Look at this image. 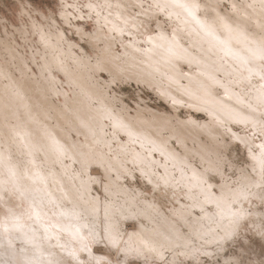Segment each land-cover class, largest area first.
I'll use <instances>...</instances> for the list:
<instances>
[{"label":"bare ground","instance_id":"obj_1","mask_svg":"<svg viewBox=\"0 0 264 264\" xmlns=\"http://www.w3.org/2000/svg\"><path fill=\"white\" fill-rule=\"evenodd\" d=\"M182 2L201 5V8L196 11V17L200 23H197V20L192 17H188L181 10L182 14L178 21H169L172 26V36H169L165 31L168 39L157 41L158 47L144 54L135 53V58H142V62L135 63L132 57H126L125 63L114 59L115 56L112 53L104 51L110 42L103 38L102 33H97L95 37V41L103 42L100 56L95 63L78 57L74 58L71 51H66L60 46V35L51 33L49 36L40 35V39L43 40L42 44L45 45V48H49L48 57H43V65L40 69L42 81L30 79L24 65L22 66L19 62L18 69L22 73L19 77L0 64V150H10L14 161L27 162L36 158V163L39 165L40 160L46 159L58 174L62 173L63 166H67L71 171L69 163L67 162L68 165L65 163V158L68 159V157L71 162H77L79 166L77 173L81 171L82 160L89 162L88 168L96 164L101 166L108 179L105 187L109 188L107 194L110 199L108 202L103 200V215L105 216V204L115 200L112 192H120L119 205L107 209L110 223L121 233L122 217L136 215L145 218L147 224L140 222V227L128 236H122L124 241L121 240V242L122 244L128 242L131 248L139 249L142 256L149 258L155 255L144 250L142 241H147L150 246L157 248L162 254V248L165 246H187L189 244L192 238L182 232V224L189 229L192 236H198L207 243H214L218 240L224 242L242 232V227H245L244 231L248 229L260 235L264 233V229L259 224H254L253 221H250L252 230L247 228L248 224L244 222V219L249 215L238 223H230V212L224 205H221L220 208L212 205L213 210L207 209L209 213H219L215 217V222H212L201 211L200 215L196 216L190 209L184 210L188 205L191 206L192 201L186 196L187 189L177 185L181 170L188 177H191L194 171L203 174L207 170L208 175L209 172L219 174L217 165L223 163L220 154L226 146L218 141L217 136L223 135V133L228 134L227 131L233 132L231 124L235 123L224 119L229 114V109L235 111H243V109L235 100L229 102L223 96H219L225 101L223 108L212 100L201 103L196 99H190L185 95V86L191 84L193 87H199L200 83L206 80V76L200 75L201 72L216 68L224 64L225 61L231 62L232 58L226 56L224 51L216 47L219 41H223L233 53L244 56L249 54V49L264 43V10L261 9V0H243L241 5H253V7L244 8L242 12H237L235 17L224 12L208 13L204 8L206 3L202 4L199 0H182ZM220 16H225L226 19L222 21ZM225 24L230 27L231 31L225 28ZM201 25H203V29ZM209 31L213 33L212 36L206 34ZM146 46L151 47V45ZM9 53L13 57V52L9 51ZM69 59H72V65L67 61ZM182 64L190 67L186 74L181 71ZM193 68H195L194 71H192ZM53 69L62 72L66 82L74 89L73 98L65 99L62 104H57L52 99V96L57 95L59 90L55 87ZM100 70L107 71L115 79H122V77L139 79L155 87L162 97H172L176 102L189 101L204 109L210 115V121L199 127V124L191 120L174 121L173 117L154 113L145 115L139 112L130 116L123 108L115 109L114 102L109 98L107 92L94 80V74ZM226 70L227 65L224 64V68L216 74L217 78L222 76ZM222 92L224 93L223 89ZM222 120L223 123H221ZM114 121L121 122L126 126V129L114 130L112 127L113 131L115 133L117 131L124 132L131 143H134L133 145L117 146L121 157L115 155L110 157V152L106 151L109 145L104 128L108 123L112 126ZM224 128L227 130L224 131ZM73 132L76 137H73ZM202 134L207 140H201ZM239 136L243 137L242 134ZM172 138L178 142L181 149L178 150L179 152L171 146ZM54 142L63 146L68 152V156L63 158V165L55 162V156L51 154ZM135 144L139 146V150L136 149ZM152 151L162 154L166 161L161 163L160 160L154 159ZM146 153H149V156ZM126 155L130 156L132 163H136L140 169L142 168L145 176L152 180L155 186H158L159 183L171 186L175 191H180L189 201L186 207L183 205L173 212L178 221L161 215L159 212L156 214L158 208L150 203L145 202L142 207L139 206L128 194L129 192L127 193L122 186L117 184V180L122 177V174L129 172L125 167ZM192 157H198L205 166L202 169H197L191 162ZM249 158L252 170L254 161L250 156ZM155 166H160L162 172L155 171L157 169ZM174 171L178 172L177 177L174 175ZM112 174H115V177ZM254 178L259 179V168H257ZM83 179L89 190L88 198L86 200L77 199L76 202L82 208L91 210L97 206L96 197L90 195L88 179ZM237 180H240L241 184L248 183L241 179V174ZM112 181L113 183H110ZM77 183L79 184V181ZM209 183L211 182L209 181ZM222 185L224 192L231 195L232 186L226 181L217 185V195ZM5 198H8L6 194ZM252 203L248 201L242 204L238 203L236 208L243 207L252 215H258L257 208H253L252 212L249 210ZM19 209L21 211V208ZM121 213H123L122 216ZM4 215L6 214L1 211L0 216ZM190 215H192L191 218ZM117 217H119V223H117ZM0 233H2L0 245H4L0 247V253H5L10 258L7 241L12 239L13 233L15 237H18L20 233L5 234L2 230ZM58 234L67 240V243L64 242L67 247H58L57 241L54 244L48 242L45 247L48 248L49 244L52 245L50 251L57 253V257H62L70 262V258L65 256L66 252L70 251L68 246L76 248L78 244L70 233L59 232ZM261 237L264 239V236L261 235ZM62 240L60 237L59 244L62 243ZM20 247L27 248V251L21 254L22 256L31 257L33 255L28 251L31 247H26V245ZM16 248L18 251L19 247L16 246ZM7 257H3V261L8 259Z\"/></svg>","mask_w":264,"mask_h":264},{"label":"snow or ice","instance_id":"obj_2","mask_svg":"<svg viewBox=\"0 0 264 264\" xmlns=\"http://www.w3.org/2000/svg\"><path fill=\"white\" fill-rule=\"evenodd\" d=\"M60 7L62 17L69 25H72L73 21L81 24L77 31L82 36L96 37L97 33H105L110 42L104 49L106 53L123 49L121 56L135 59V53L151 52L159 46L157 41L168 39L163 25L170 18V9L179 8L188 17L200 23L196 11L201 5L184 3L182 0H62ZM229 7L231 12L237 13L253 5L245 6L233 0L229 6L221 0H215L214 3L204 6L206 12L217 14L219 12L227 14ZM261 9L264 10V0H261ZM219 18L222 21L226 19L225 16ZM153 24L156 25L155 28L152 27ZM201 28L203 29V25ZM225 28L231 31L227 24ZM206 34L213 35L210 31ZM216 47L232 58L230 63L224 62L227 70L219 78L216 74L224 68V64L201 72L200 75L206 76V80L202 81L199 87H193L191 84L185 86V95L201 103L212 100L223 108L225 101L219 97V89L222 88L227 101L235 100L240 105L243 111L229 109V114L224 119L243 126L245 135L241 137L233 133V138L243 145L254 161L252 173H248L246 169L241 170V179L248 183L241 184L240 180L232 182L231 195L224 192L223 185L217 195L213 184L209 183L215 177L208 175L207 170L203 174L194 171L191 177L181 170L177 185L187 189L186 196L192 201L191 207L199 208L212 222H215V217L219 213H209L206 206L215 205L220 208L224 205L230 212V223L235 224L251 214L243 207L236 208L238 203L242 204L245 201L252 203L254 199H258L260 205L264 206V43L249 49L246 56L233 53L223 41H219ZM112 127L114 130L126 129L119 121H114ZM129 136L131 137L130 131ZM51 154L55 156V162L62 165L63 158L68 156L67 150L56 142L53 143ZM220 159L223 163L217 165V171L221 180H225L224 173L229 163L225 161L223 151ZM88 164L87 160H82L81 171L78 173L63 166L62 173L58 174L46 159L40 160L39 165L36 158L27 162L14 161L10 150H0V206H3L7 213L0 218V230L5 234L20 233L16 239L21 245L30 246L33 250L31 257L22 256L27 248L20 247L17 251L12 239H9L7 251L10 258L0 261V264H69L62 257H57V253L49 250L52 245L45 247L53 238L57 240L59 246V232L70 233L78 244V247L67 253L71 257V264H138L131 257L134 252L137 257L142 255V252L131 248L128 242L122 244V234L110 223L107 209L119 205L120 192H112L115 200L105 204L103 221L99 217L98 197L95 198L97 206L91 210L77 204V199L88 198L89 190L83 179ZM257 168L259 179H255L253 175ZM165 169L167 170L166 166ZM88 182L97 181L89 176ZM108 192L109 188L106 186L105 193ZM5 194L9 198L16 197L22 202H27V209L20 212L18 206H8L9 199L5 198ZM107 200L108 197L105 195V201ZM233 209L235 211H232ZM260 215L261 226L264 227V211ZM261 235L264 236V233ZM142 244L146 252L163 261L160 250L150 246L147 241H142ZM195 251L197 264H220L218 257L211 258L212 253H203L209 259L200 261L198 259L200 251L199 249ZM145 264H149L147 257ZM151 264H155V261ZM224 264H245V260L242 256H235L225 260ZM247 264H264V259L258 262L248 260Z\"/></svg>","mask_w":264,"mask_h":264},{"label":"rangeland","instance_id":"obj_3","mask_svg":"<svg viewBox=\"0 0 264 264\" xmlns=\"http://www.w3.org/2000/svg\"><path fill=\"white\" fill-rule=\"evenodd\" d=\"M199 1L202 4L215 2V0ZM61 2L62 0H0V64L8 68L16 77L22 75L18 69L19 62L22 66L24 65L23 67H25L27 76L30 77V79L39 82L42 81L40 69L43 65V57H48L49 54V48H45V45L42 44L43 40L40 39V35L43 34L48 36L51 33L59 34L61 39L60 46L66 51H71L74 58H82L83 60H88L90 63H95L96 59L98 60L101 53L100 49L103 47V42L95 41V37L82 36L80 32L77 31V28L81 27V24L76 21H73L72 25H69L67 20H65L61 15ZM221 2L230 6L232 0H221ZM236 2L243 4V0H236ZM228 14L232 17L237 16V13L231 12L230 7ZM152 27L155 28L156 25L153 24ZM163 28L169 36H172V26L168 20L166 24L163 25ZM43 45L44 47H42ZM145 47L148 46L145 45ZM8 50L13 52V57L10 55ZM122 52L123 49H117L112 53V55L115 57L119 56L120 58L118 60L120 62L127 61L125 59L126 57L120 55ZM141 59L142 58L140 57L137 59L135 58V63H139ZM67 61L70 65H72V59ZM189 70L190 67L186 64L181 65V71L183 74H186ZM194 70L195 68L192 69V71ZM53 74L55 76V87L59 90L57 95L52 96V99L55 103L62 104L65 99L69 100L73 98L74 89L73 86L66 82V78L62 72L53 69ZM94 80L101 88H103V90L107 92L109 98H111L114 102L115 109L123 108L130 116L139 112L145 115L154 113L173 117L174 121L191 120L196 124H199V127L210 121V115L204 109L192 104L189 101H178L173 103L174 100L172 97H162L155 87L148 85L146 82L139 79H127L124 77H122V79H113L107 71L100 70L98 73L94 74ZM3 81L5 82V80ZM219 96L224 97L222 89H219ZM231 128L233 132L230 131L229 133L227 131L228 134L223 133V135L217 136L218 141L226 146V148L222 149V151L224 152L225 161L229 163V167L224 173L226 176L225 180H221L220 175L216 174V172H209V175L215 177V179L210 180V182L214 184L216 192H218L217 185L221 184L223 181L230 183L232 186V182L239 179L242 169H246L248 173H252L250 168V158L247 150L239 143V141L233 138V133H237L239 135L242 134L243 136L245 135L243 127L238 124H231ZM226 130L227 128H224V131ZM104 132L109 145L106 151L107 153L110 152V157L112 155L121 157V153L117 149L118 145L123 146L124 144H134L131 143L130 139H128V136H126L124 132L117 131L115 133L109 123L106 128H104ZM72 135L73 137H76L74 132ZM200 138L202 141L207 140L204 134H202ZM170 143L175 150H181L175 139L172 138ZM257 143H259V141H257ZM135 146L137 147L136 149L139 150V146L136 144ZM146 154L149 156V153ZM152 156L154 159L160 160L161 163L166 161L162 154H159L157 151H152ZM125 158V167L126 169L128 168L129 172L123 173L122 177L117 180V184L122 186L127 193L129 192L128 194L133 197L139 206L142 207L145 202L150 203L158 208L156 214L159 212L161 215L171 218L172 220L174 219L175 221L177 219V217L173 214L175 209L183 205L186 207L189 201H187L185 196L182 195L180 191H175L171 186H167L163 183H159L158 186H155V184L152 183L153 181L149 180L147 176H145L142 168L140 169L136 163H132L130 156L126 155ZM65 161L67 165L69 163L72 172L77 173V171H79L77 162H71L69 158H65ZM191 162L197 167V169H202V167L205 166L201 163V160L198 157H192ZM155 169L158 173L162 172L160 166H155ZM175 172L177 171H174V175L177 177L178 172L176 174ZM233 172L235 173L234 175ZM253 175L255 176V174ZM89 176L94 177L97 181L90 182V195L92 197L99 198V209L101 210H99V217L100 220L103 221V200L105 201V195L108 197L106 202L110 201L108 194L105 193V185L108 182V179L106 178L101 166L97 164L91 165L87 168V172L83 178L88 179ZM112 176L115 177V174H112ZM110 183H113V181ZM6 199H9V205H14L13 207L18 205V211H20L19 208H21L20 212L25 211L28 207L27 202H22L16 197H8ZM16 202L17 204H14ZM253 208H257L259 214H250L244 219V222L248 224L247 228H250L251 230L252 225L250 221H253L254 224H259L261 226L262 217L260 213L264 211V206L260 205L258 199H254L253 203L249 207V210L252 212L254 210ZM185 209H190L196 216L200 215V210L198 208H192L188 205L184 208V210ZM207 209L213 210V206L207 205ZM1 211L7 214L3 206H0V212ZM189 217L191 218L192 215ZM0 218L2 217L0 216ZM144 219L145 218L136 215H126L122 217V236L126 237L131 232L136 231L140 227V222L146 225L147 223ZM262 228L264 229V227ZM181 230L184 234L191 236L192 240L187 246H165L162 248V255L164 258L163 261L156 256L149 258L148 256L140 255L137 257L135 253H133L131 258L136 260L138 264H145V257L148 258L149 264H151L152 261H155V264H165V262L166 264H197V255L195 250L199 249L200 255L198 256V259L200 261L209 259V257L203 255V253H212L213 256L211 258L215 259L218 257L220 259V264H224L225 260L235 256H242L245 260V264H247L248 260L258 262L261 259H264V239L256 232L248 229L244 231L245 227H242V232L236 234L234 237L228 238L224 242L218 240L214 243H207L204 239L198 238V236H192L189 229L183 224L181 226ZM0 237H2V233H0ZM60 237L63 240L58 247L63 248L66 246L64 242L67 243V240L64 236ZM11 238L14 245L20 248L21 244L19 240H16L14 233L13 236L11 235ZM56 241L57 240L53 238L49 242L54 244ZM3 246L4 245H0V247ZM26 247L30 246L26 245ZM68 248L70 251L73 249L72 246H68ZM28 251L33 254L32 249H29ZM65 256L70 258L69 264H71V257L67 254V252ZM3 257L6 258L7 254L0 253V261H3Z\"/></svg>","mask_w":264,"mask_h":264},{"label":"clouds","instance_id":"obj_4","mask_svg":"<svg viewBox=\"0 0 264 264\" xmlns=\"http://www.w3.org/2000/svg\"><path fill=\"white\" fill-rule=\"evenodd\" d=\"M169 12H170V18L168 19V21H178L180 19V17H181V14H182L181 13V9H179V8L170 9ZM102 34H103V38L105 40H107L106 34L103 33V32H102Z\"/></svg>","mask_w":264,"mask_h":264}]
</instances>
